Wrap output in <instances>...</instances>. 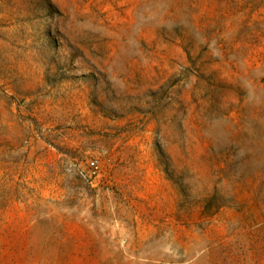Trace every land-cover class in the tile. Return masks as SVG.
Masks as SVG:
<instances>
[{
	"label": "rangeland",
	"instance_id": "rangeland-1",
	"mask_svg": "<svg viewBox=\"0 0 264 264\" xmlns=\"http://www.w3.org/2000/svg\"><path fill=\"white\" fill-rule=\"evenodd\" d=\"M0 264H264V0H0Z\"/></svg>",
	"mask_w": 264,
	"mask_h": 264
},
{
	"label": "built area",
	"instance_id": "built-area-1",
	"mask_svg": "<svg viewBox=\"0 0 264 264\" xmlns=\"http://www.w3.org/2000/svg\"><path fill=\"white\" fill-rule=\"evenodd\" d=\"M88 163H89V165L93 166L94 165V160H91Z\"/></svg>",
	"mask_w": 264,
	"mask_h": 264
}]
</instances>
